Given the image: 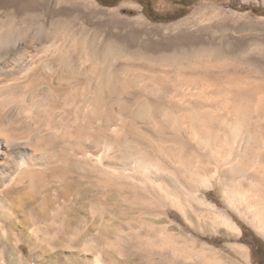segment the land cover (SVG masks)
Listing matches in <instances>:
<instances>
[{
  "label": "rangeland",
  "instance_id": "rangeland-1",
  "mask_svg": "<svg viewBox=\"0 0 264 264\" xmlns=\"http://www.w3.org/2000/svg\"><path fill=\"white\" fill-rule=\"evenodd\" d=\"M151 1L0 0V264H258L264 0Z\"/></svg>",
  "mask_w": 264,
  "mask_h": 264
},
{
  "label": "bare ground",
  "instance_id": "bare-ground-1",
  "mask_svg": "<svg viewBox=\"0 0 264 264\" xmlns=\"http://www.w3.org/2000/svg\"><path fill=\"white\" fill-rule=\"evenodd\" d=\"M3 134H0V156L3 154V150L12 142L9 136ZM13 160V165L8 167L3 162V158L0 157V217L3 218H9L11 215V211L6 206L9 198L18 190L21 192L28 191L30 179L36 170V164L28 156L25 147H20L15 151ZM13 166L14 170L9 172ZM0 234H6L2 226L0 227Z\"/></svg>",
  "mask_w": 264,
  "mask_h": 264
},
{
  "label": "trees",
  "instance_id": "trees-1",
  "mask_svg": "<svg viewBox=\"0 0 264 264\" xmlns=\"http://www.w3.org/2000/svg\"><path fill=\"white\" fill-rule=\"evenodd\" d=\"M121 1V0H120ZM120 1L111 2L110 0H98V2L107 7H116ZM144 7V14L153 22H172L178 20L186 15L185 9L189 8L191 5H186L181 3V6L177 11L172 14H160L154 10L153 3L151 0H135ZM127 12V11H125ZM253 12L257 15L264 16L263 8H254ZM132 14V13H130Z\"/></svg>",
  "mask_w": 264,
  "mask_h": 264
},
{
  "label": "flooded vegetation",
  "instance_id": "flooded-vegetation-1",
  "mask_svg": "<svg viewBox=\"0 0 264 264\" xmlns=\"http://www.w3.org/2000/svg\"><path fill=\"white\" fill-rule=\"evenodd\" d=\"M257 258L258 259V264H263L264 263V247H259L258 248V253H257Z\"/></svg>",
  "mask_w": 264,
  "mask_h": 264
}]
</instances>
